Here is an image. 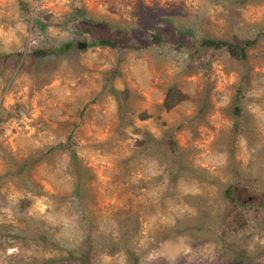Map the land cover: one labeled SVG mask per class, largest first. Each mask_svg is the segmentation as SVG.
Instances as JSON below:
<instances>
[{
  "label": "rangeland",
  "instance_id": "1",
  "mask_svg": "<svg viewBox=\"0 0 264 264\" xmlns=\"http://www.w3.org/2000/svg\"><path fill=\"white\" fill-rule=\"evenodd\" d=\"M0 264H264V0H0Z\"/></svg>",
  "mask_w": 264,
  "mask_h": 264
},
{
  "label": "trees",
  "instance_id": "2",
  "mask_svg": "<svg viewBox=\"0 0 264 264\" xmlns=\"http://www.w3.org/2000/svg\"><path fill=\"white\" fill-rule=\"evenodd\" d=\"M154 38L156 40H158L157 36H154ZM255 42H256L255 39H252V40L247 39L242 44L231 43L228 41H214V40H209V41H206L205 43L208 44L209 46H214L217 48L225 47L233 57L239 58V59H244V58H246L248 47L254 45ZM99 44L100 45H109V46L114 45V43L108 42V41H101V42H99ZM41 53L45 54L46 52H41ZM168 100H169V98H167V101Z\"/></svg>",
  "mask_w": 264,
  "mask_h": 264
}]
</instances>
